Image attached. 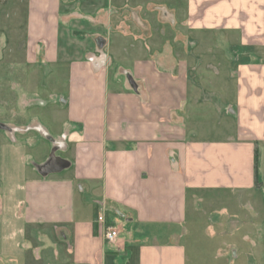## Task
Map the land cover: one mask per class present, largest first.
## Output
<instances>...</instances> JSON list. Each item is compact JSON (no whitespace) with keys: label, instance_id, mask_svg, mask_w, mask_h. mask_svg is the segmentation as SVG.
I'll return each mask as SVG.
<instances>
[{"label":"crops","instance_id":"crops-1","mask_svg":"<svg viewBox=\"0 0 264 264\" xmlns=\"http://www.w3.org/2000/svg\"><path fill=\"white\" fill-rule=\"evenodd\" d=\"M229 199L264 264V0H0V264H188Z\"/></svg>","mask_w":264,"mask_h":264},{"label":"rangeland","instance_id":"rangeland-1","mask_svg":"<svg viewBox=\"0 0 264 264\" xmlns=\"http://www.w3.org/2000/svg\"><path fill=\"white\" fill-rule=\"evenodd\" d=\"M88 37V36H87ZM85 39V37H84ZM88 40L90 38L88 37ZM39 84L44 87H48L53 91L55 95H61L65 90L62 89V84L56 85L53 82L52 76L49 81H44L43 77H39ZM39 95L33 99L35 105V117L38 120V123L41 125L46 126L44 129L40 128V133L45 134L47 131L53 132L52 129L48 126V121H50L51 117L54 116L57 109L54 105H52L49 100V95L45 90H37ZM38 103L42 105L38 106ZM45 105V106H44ZM57 113V112H56ZM52 121V120H51ZM57 127V124H54ZM47 129V130H46ZM49 129V130H48ZM264 205V203H261ZM259 207V205H257ZM226 209L227 212H223ZM239 207L237 202L233 199L226 200L224 202H220L216 204L213 209L208 213L205 212L197 213L198 218H194L196 212L194 209H190L189 218L190 224L188 226L190 228H194V230L199 233L196 235H188L184 238L183 243L186 245L188 250V264H239L238 260H234L235 253L233 250H229L224 246V243H231L232 240L228 239H219L211 238L210 233L213 230H218L220 227L219 221L224 224H228L230 228H236L239 223H241L244 219L243 217L246 216L248 213L247 210H238ZM242 219V220H240ZM260 222V220H259ZM262 222V221H261ZM225 252H224V251Z\"/></svg>","mask_w":264,"mask_h":264},{"label":"built area","instance_id":"built-area-1","mask_svg":"<svg viewBox=\"0 0 264 264\" xmlns=\"http://www.w3.org/2000/svg\"><path fill=\"white\" fill-rule=\"evenodd\" d=\"M98 223L102 226L103 235L107 243L114 244L119 237V229L115 225H109L104 215H99Z\"/></svg>","mask_w":264,"mask_h":264}]
</instances>
